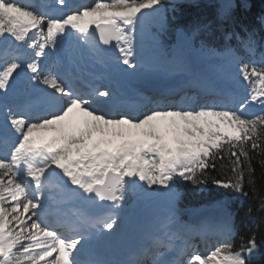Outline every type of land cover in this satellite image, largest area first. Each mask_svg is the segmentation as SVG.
<instances>
[{
  "label": "snow or ice",
  "instance_id": "6c2138e0",
  "mask_svg": "<svg viewBox=\"0 0 264 264\" xmlns=\"http://www.w3.org/2000/svg\"><path fill=\"white\" fill-rule=\"evenodd\" d=\"M56 3L66 13L57 15L52 3L39 0H0V264H251L259 250L256 232L241 236L239 245L227 239L233 226L226 205L218 226L178 227L165 234L166 241L157 238L146 245L136 259L101 261L89 258L87 247L95 228L111 231L117 226L140 182L163 186L173 199L182 180L213 183L246 198L251 192L259 200L256 211L264 212L256 175L257 165L264 169V111L246 112L257 102L264 109V54L259 63L232 57L249 85L247 98L237 101L236 108L220 103L207 91V79L194 74L193 95L177 105L158 99L155 107L137 115L133 101L113 79L83 81L49 61L47 50L75 36L93 46L102 64L104 47L115 46L123 65L142 67L137 29L152 14L164 19V0ZM235 7L234 0H223L221 17L230 16ZM199 30L194 28L192 36ZM243 46L255 55L252 33ZM18 82L23 89L19 95ZM202 90L214 98L194 106ZM217 170L221 176L212 175ZM75 198L103 202L108 214L80 211L67 221L53 217L50 201ZM169 225H174L172 217ZM193 232L225 239L207 252L189 254L195 248Z\"/></svg>",
  "mask_w": 264,
  "mask_h": 264
},
{
  "label": "trees",
  "instance_id": "16d2710c",
  "mask_svg": "<svg viewBox=\"0 0 264 264\" xmlns=\"http://www.w3.org/2000/svg\"><path fill=\"white\" fill-rule=\"evenodd\" d=\"M261 13H264V0H237L236 7L231 15L225 19L219 16L217 5H211L206 2L200 4L185 3L181 5L179 12H175L170 25L173 32L178 28L190 30L191 26L192 28L212 26L213 32L206 39L209 44L224 52L235 42L234 39L227 38V34L230 31L234 35L241 33L245 36V29H248L257 32L261 38H264V27L258 19ZM255 159L258 158H254V162ZM212 175L221 176V173L217 170ZM256 175L258 186L264 192V169L260 168L259 165L256 166ZM200 186L191 181L184 183L181 188L183 204L185 206H199L221 200L229 202V205L236 211L237 216L236 227L238 235L233 242L239 245L241 236L248 237L255 231L259 250L251 259V264H264V212L256 211L259 200L253 197L251 192L246 198L230 188L213 183L205 185L202 190ZM245 190L248 191L247 186ZM249 209L252 211L250 212Z\"/></svg>",
  "mask_w": 264,
  "mask_h": 264
},
{
  "label": "bare ground",
  "instance_id": "6f19581e",
  "mask_svg": "<svg viewBox=\"0 0 264 264\" xmlns=\"http://www.w3.org/2000/svg\"><path fill=\"white\" fill-rule=\"evenodd\" d=\"M169 6H173V4H167L164 1V8L169 7ZM159 15V14H158ZM83 42V41H79ZM148 42H152V41H148ZM187 50L191 53L194 54V60L196 59V53L195 48H191V47H187ZM194 51V52H193ZM117 57H119L120 53L118 48L116 47V51L114 54ZM122 61V60H121ZM199 69H202V72L204 71L203 68H205L203 65L201 66V64L198 63ZM121 75L122 77H131V76H137V75H143L146 71L143 69H131L129 67L125 68H121ZM157 75H155L156 77ZM154 77V76H153ZM187 78L185 77V80ZM185 85H190L189 83H186ZM242 88V85L235 87L234 89L231 90V93L236 95L237 92H240ZM231 89V88H230ZM181 94L184 95V91H181ZM177 97H173L171 99V101L169 102L170 104L174 105L175 101H176ZM66 179V178H64ZM62 182L64 183V181L62 180ZM153 186V185H152ZM152 186H148L145 182H140L137 189L135 190L134 194H130V197L128 199L127 204L125 205V209L127 210L126 212L120 214V218L121 223L119 224V226L116 229H119V227H123L124 225H126L130 219H132V216L138 211L140 210L142 207H144L150 200H152L153 196L155 195H159V192L163 193V195H166V200H167V205L165 207V209L162 211V218L159 217L157 218L155 221L152 222L151 228L149 230L146 231V240H156L157 238H161L162 236L167 237L165 234L170 232L173 228H175L179 223V213L176 209H174L171 204L173 205V200L172 197H170L165 191H163V187L160 186L159 188L157 187L156 190H150V191H138L139 187H146L148 189V187H152ZM71 187H75V186H71ZM161 189V190H160ZM80 202L82 203V205L84 207H86V211L85 212H91L97 215H107V205L104 204L103 202H97L95 204H91L87 201H84L83 199L79 198ZM210 214L215 215L218 219V223L221 224L222 220L224 219V208H214L212 210H209ZM174 213V215H173ZM172 217V219L174 220V225H169V218ZM232 223V220H231ZM166 225H168V227H165ZM157 227V228H154ZM159 226V227H158ZM153 229L155 230L153 232ZM114 230L112 231H108L107 233L104 232V234H109V233H113ZM112 235L110 234L105 240L101 241L100 244L102 243V245L106 244L107 242H109L110 240H112L114 237H111ZM110 237V238H109ZM98 240V239H97ZM102 240V239H101ZM107 240V241H106Z\"/></svg>",
  "mask_w": 264,
  "mask_h": 264
},
{
  "label": "rangeland",
  "instance_id": "374dc122",
  "mask_svg": "<svg viewBox=\"0 0 264 264\" xmlns=\"http://www.w3.org/2000/svg\"><path fill=\"white\" fill-rule=\"evenodd\" d=\"M207 1L216 2V3H219V5H221L223 3V0H207ZM234 2H236V0H234ZM177 8H178V4H173V6L164 8V13H163L164 19L163 20H161L160 17H157L156 19H154V17H153L154 14H152L151 18L145 20V22L143 23V26L141 27V29L144 30L145 32L150 31V33H151L150 37L151 38L160 37V38H163V39H169L170 38L169 34L167 32H165L163 29H165L167 27V25H168V19H169L170 13L173 12ZM156 15H158V14H156ZM161 28H162V31H160ZM146 36H148L147 33H146ZM238 36L241 38L239 40L240 41L239 50H241V52H243V53L240 54V55H238V54L235 53L234 50H232V56L235 57L236 59L241 60L242 63H248V62H252V61L258 62L260 60L261 55H262V53H260V48H261V46L264 47V42L260 44L258 42V37L253 35V38L256 41V51H255V55H250L245 50V48L243 46V41H245V40L240 35H238ZM197 45L199 46L200 51H202V53L204 54L205 58L208 59V62L209 63L212 62V67H213L212 72L216 73V76H218V77H221L222 76L223 77V75H225L224 77H226V78L227 77L228 78H232L234 75H236L237 73H239L237 71V67L234 66L235 63L232 62V58H231V60H225L224 62H221L222 61V55L218 54L217 52H215L213 50L211 51L210 49L206 48L200 42ZM193 48H194V46H193ZM199 49L198 48H195V50H197L195 52H198ZM201 62L202 63H205V61H201ZM221 66H223V68ZM254 104H257V103H254ZM251 105H249V107L247 108V110H249L251 108ZM259 112H261V111L255 112L253 114H256V113H259ZM253 114H250V115H253ZM157 187L159 188L160 186L153 185V187L148 188V189L147 188H141V191H150V190H153L154 191V190L157 189ZM204 187H205L204 185L203 186H200V189L202 190V189H204ZM153 188H155V189H153ZM163 191H165V190L163 189ZM161 195H162V193L159 192V195L157 194V197L158 196H161ZM172 200H173L174 203H173V205L171 204V206L174 209H176L178 211V213H180L179 214V220H180V223H181V221L183 219V217H181V215L182 216L183 215L185 216L186 214H189V210H188V208H182V206L180 205V198H179V196L176 199H173L172 198ZM227 203L228 202L224 200V201L221 202L220 205H215L216 207L214 206V208H217L218 207V208L223 209L224 206ZM214 208H211L209 210H212ZM211 215H213V214H211ZM213 216L215 217V219L217 221L218 218L215 215H213ZM180 223L176 227H178L180 225ZM154 228H157V227L154 226ZM154 231L155 230L153 229V232ZM233 233H235L234 228H233V232L231 234H229V236L227 238L230 239L231 238V235ZM215 246H217V245H214L212 247L214 248Z\"/></svg>",
  "mask_w": 264,
  "mask_h": 264
},
{
  "label": "water",
  "instance_id": "95a60500",
  "mask_svg": "<svg viewBox=\"0 0 264 264\" xmlns=\"http://www.w3.org/2000/svg\"><path fill=\"white\" fill-rule=\"evenodd\" d=\"M165 204L164 199H159L155 202L150 203L147 207L140 210L137 214L140 218H147V219H153L158 212L160 211V208Z\"/></svg>",
  "mask_w": 264,
  "mask_h": 264
}]
</instances>
